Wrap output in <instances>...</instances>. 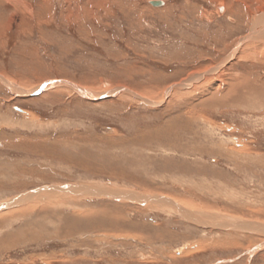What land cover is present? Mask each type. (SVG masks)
I'll use <instances>...</instances> for the list:
<instances>
[{
    "label": "rangeland",
    "instance_id": "rangeland-1",
    "mask_svg": "<svg viewBox=\"0 0 264 264\" xmlns=\"http://www.w3.org/2000/svg\"><path fill=\"white\" fill-rule=\"evenodd\" d=\"M151 1L0 0V264H264V0Z\"/></svg>",
    "mask_w": 264,
    "mask_h": 264
},
{
    "label": "bare ground",
    "instance_id": "bare-ground-1",
    "mask_svg": "<svg viewBox=\"0 0 264 264\" xmlns=\"http://www.w3.org/2000/svg\"><path fill=\"white\" fill-rule=\"evenodd\" d=\"M218 1H220V2H224V0H218ZM226 4V3H225ZM218 8H219V10L221 11V12H223V10H225V5H222V4H220L219 6H218ZM219 12V11H218ZM260 17V16H259ZM258 17V18H259ZM262 18V17H261ZM261 18H259V19H261ZM259 19H258V21H259ZM263 21V20H262ZM256 22H257V20H256ZM232 23V22H231ZM255 37H259V36H262V37H264V29H262V31H257L256 33H254L253 34ZM35 37V36H34ZM251 37H253V36H251ZM260 38V37H259ZM261 73V72H260ZM245 78V77H244ZM258 78V77H257ZM253 79V78H252ZM256 80V79H255ZM246 81V80H245ZM248 81H246V83H247ZM49 83V82H48ZM242 83H244V82H242ZM245 83V84H246ZM236 84H238V83H236ZM254 84V83H253ZM49 85V84H48ZM242 85H244V84H242ZM78 87V86H77ZM234 87V86H233ZM236 88V87H235ZM243 88H245V87H242V88H238V90L236 91V93H237V98H238V100L240 99V100H245V98L244 97H246L247 96V94H251V95H253V97L254 98H261L262 99V102H264V85L262 86V85H260V84H255L254 86H252V82L250 83V84H248L247 86H246V88H245V90H243ZM237 89V88H236ZM143 97V96H142ZM228 97V96H227ZM243 97V98H242ZM236 98V99H237ZM248 99V98H247ZM250 99V98H249ZM251 100V99H250ZM244 103V102H243ZM38 143V142H37ZM108 192V191H107ZM106 193V192H105ZM106 194H112V193H106ZM0 207H3V206H0ZM200 223V222H199ZM211 227V226H210ZM233 227V226H232ZM264 247V246H263Z\"/></svg>",
    "mask_w": 264,
    "mask_h": 264
},
{
    "label": "water",
    "instance_id": "water-1",
    "mask_svg": "<svg viewBox=\"0 0 264 264\" xmlns=\"http://www.w3.org/2000/svg\"><path fill=\"white\" fill-rule=\"evenodd\" d=\"M151 3L154 5H160V4H163V1L162 0H160V1L159 0H152Z\"/></svg>",
    "mask_w": 264,
    "mask_h": 264
}]
</instances>
